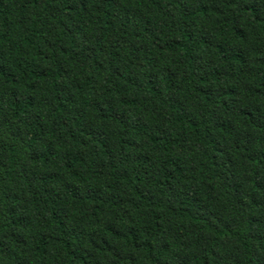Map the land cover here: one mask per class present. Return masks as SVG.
<instances>
[{"label": "trees", "instance_id": "trees-1", "mask_svg": "<svg viewBox=\"0 0 264 264\" xmlns=\"http://www.w3.org/2000/svg\"><path fill=\"white\" fill-rule=\"evenodd\" d=\"M0 264H264V0H0Z\"/></svg>", "mask_w": 264, "mask_h": 264}]
</instances>
